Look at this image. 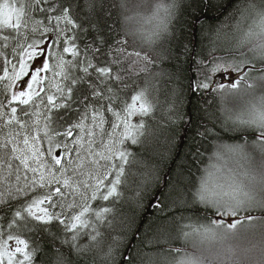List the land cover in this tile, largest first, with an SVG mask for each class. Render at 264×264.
Masks as SVG:
<instances>
[{"label": "snow or ice", "instance_id": "6c2138e0", "mask_svg": "<svg viewBox=\"0 0 264 264\" xmlns=\"http://www.w3.org/2000/svg\"><path fill=\"white\" fill-rule=\"evenodd\" d=\"M187 7L183 0L0 2V264H264V0H239L228 25L242 33L234 42L221 45L225 28L197 27L198 16L185 22L205 44L190 52L181 80L191 96L219 98L226 113L197 130L191 163L211 138L220 141L216 160L234 164L222 182H199L193 199L207 226L173 220L175 236L162 223L141 240L134 217L119 229L109 217L129 199L126 189L144 209L159 180L131 146L146 145L157 130L174 137L179 126L181 141L187 135L184 84L161 67L172 59ZM250 20L259 31H244ZM167 183L163 208L188 202L178 179ZM176 239L184 247H173Z\"/></svg>", "mask_w": 264, "mask_h": 264}, {"label": "trees", "instance_id": "16d2710c", "mask_svg": "<svg viewBox=\"0 0 264 264\" xmlns=\"http://www.w3.org/2000/svg\"><path fill=\"white\" fill-rule=\"evenodd\" d=\"M2 2V0H0ZM185 5L189 7L182 8L183 18L176 26V40L172 43V59L165 60L161 65L165 71L176 74L177 83L184 84L185 96L182 101L183 110L186 113L184 117L185 123H188L189 119L191 124H188L187 135L181 141L183 133L182 127H177L178 135L173 137V134L168 131L157 130L155 136L144 146L132 145L130 150L135 155L141 157L147 161V163L156 170L159 174V180L153 185L148 197L144 200V209H138L135 206L134 201L130 199L132 193L130 190H125V195L129 199L118 201L113 207V212L109 213L111 218L113 214L115 219L113 223L118 227L121 220H127L135 218V228L140 231V239L145 237L151 238L156 232L158 226L162 223L170 225L173 235L175 236L179 232V228L173 224V220L179 222V225L183 227L186 224H190L193 227H199L201 225L207 226V221L203 218V212H197L200 207L193 199L199 182L202 179H206L210 184L212 178L220 176L223 180L228 176L230 167H234V164L228 158L224 160H216L214 157V146L219 143L215 139H208L203 141V146L200 148V158L196 161L195 165L191 163L192 160V148L193 138L196 137L197 142H200V138L196 136L197 130L203 131L201 125L208 124L210 126L209 117L223 119L226 115L222 102L219 98L215 100L212 97H202L200 94L197 96H191L188 91V80H181V76L188 75V60L189 54L194 49L199 52L204 46L205 42L199 31L190 30L185 26V22H190L192 16H198L197 27L200 25L212 26L213 28L223 27L228 32L227 36L221 37V45L234 42L240 38L242 33H236L234 29L228 28L229 24H235V21L230 20L235 7L239 0H183ZM209 5V6H205ZM239 20V17L236 18ZM258 20L255 22L247 21L242 22L241 27L246 32L248 28H252L255 31H259ZM152 26L149 24L143 25L145 35L149 34V30ZM185 46L188 51H185ZM221 53H216L220 55ZM176 87L175 84L171 85ZM205 100L208 103H205ZM131 103V100H129ZM158 115V114H157ZM155 123V121H150ZM232 135V134H229ZM224 144H232L235 141L222 138ZM130 143V142H129ZM215 165V167H214ZM254 173L259 172V158L251 166ZM225 175V176H224ZM179 180L185 187V198L187 203H182L179 207H166L163 208V204L170 203V197L168 193L171 189L168 186V180ZM159 193V197L156 198V194ZM156 198L162 203V208L158 209L155 204L152 203ZM152 205L150 208L148 205ZM181 217H184L181 220ZM256 224L255 221L252 222ZM134 228V230H135ZM255 233L256 242L259 243V227L251 229ZM131 234L129 233V236ZM140 241L137 240L133 243V248L139 245ZM183 239L173 240V247H184ZM127 251V249H123Z\"/></svg>", "mask_w": 264, "mask_h": 264}, {"label": "rangeland", "instance_id": "374dc122", "mask_svg": "<svg viewBox=\"0 0 264 264\" xmlns=\"http://www.w3.org/2000/svg\"><path fill=\"white\" fill-rule=\"evenodd\" d=\"M137 119H138V117H133L132 118V122L135 123ZM225 177H227V176H225ZM222 181H223V179L220 176H215V177L212 178V183L213 184H215L217 182H222Z\"/></svg>", "mask_w": 264, "mask_h": 264}]
</instances>
